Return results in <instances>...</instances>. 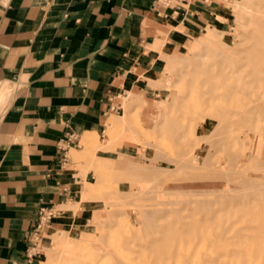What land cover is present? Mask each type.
Returning <instances> with one entry per match:
<instances>
[{"label":"rangeland","instance_id":"374dc122","mask_svg":"<svg viewBox=\"0 0 264 264\" xmlns=\"http://www.w3.org/2000/svg\"><path fill=\"white\" fill-rule=\"evenodd\" d=\"M256 2L257 0L225 2L221 16L212 27H206L204 31L192 35L187 48L178 56L164 57L165 68L159 79L161 81L154 87L155 94L151 100L126 101V104L131 102L130 107L124 106L119 111L113 112L107 119L108 121L112 118L109 126L105 124L104 131L99 136H86L88 140L86 144H82L85 137L79 139L77 148L72 149L68 155L73 164L65 168L68 171L75 170V176L83 180L81 200L88 205L86 217L69 232L54 231L48 227V224L34 228L30 236L32 250L29 264H198V262L201 264L205 256L213 252L221 255L229 245L228 249H235L249 238V218L245 213L235 212V208L246 210L258 208L260 204L254 199H239L238 204L235 200L252 191L244 179L255 178L260 182V184L255 182L258 183L257 185L264 182V107L258 109L256 107L260 102H264V86L251 87L248 99L252 102L250 106L252 111L246 116L245 123L244 121L239 123L243 114H241L242 109L236 107L233 118L235 121L231 119L239 124L235 127L233 123L234 130L230 129L234 136L231 133L232 141L228 139L234 146V154L230 157L226 154L228 158L222 152L227 149V152L232 153L230 143L224 144L230 136L226 134L231 128L229 124L232 121L227 122L228 125L227 123L221 125V130L216 127L217 120L210 117L212 112L209 111L208 117H201L202 115L199 114L198 119L197 113H190V110L196 99V93L191 89L200 79L202 65L205 64L209 68L211 65L215 66L213 63H216V59H213V53H216V50L228 56V59H221V64L225 68L230 64V59L239 55L243 42L242 33L245 25L249 23L248 15L251 14L250 10L254 9ZM235 5L238 7L235 8ZM218 43L224 44L223 49L220 45L218 49L213 50L212 48ZM121 102L122 107L123 99ZM212 111L214 114V109ZM198 112L205 113L203 110ZM190 115H194L193 118L197 116L195 119L199 121L197 124V121L195 122L196 127L203 126L204 121L210 122L208 134L209 136L212 134L211 140L210 137L205 142L197 140V135L193 134V129L187 121L193 119ZM183 120L187 121L183 126L185 129L180 128L179 131L175 130V133L172 123L180 124V121L184 122ZM226 126L228 129H224ZM217 132L219 135H216ZM214 135L216 136L213 137ZM213 138L216 140L215 143L212 142ZM196 140L200 142L198 143L200 145L197 144L199 147L191 149L194 151L192 153L190 151L188 156L184 155L185 158L181 153L184 150L188 151L193 143L196 145ZM220 144L228 147H222ZM215 145H220L221 149L225 148V150L219 151L218 146L215 150L213 147ZM214 153H216V161L209 157ZM246 154L252 156L249 162L241 165L240 173H234L242 156ZM180 155L185 161L190 155L192 156L194 163L192 167L191 165L187 167L189 170L184 168L185 163L182 159L180 161L184 163H181L182 166L174 164L179 162L175 160H180ZM157 156L159 159H156ZM205 156L208 158L205 166L211 162V168L209 166L208 168L213 172L219 173L225 169V171L229 170L226 171V175L228 173L234 175L230 174L228 177L222 172L220 175L222 174L224 178H219L220 180L211 178L197 180L196 176H200L206 172L205 170L210 171L203 166ZM232 157L237 158L234 160L235 158ZM255 158H259L261 162ZM228 160L231 162L229 163ZM232 161L234 163L236 161L235 165ZM229 167H235L234 172ZM255 169L257 173L253 172ZM206 174L204 175L208 176ZM225 176L230 178L229 181H226ZM257 185L256 188L259 187ZM215 186L219 191L215 196L208 195L210 192L208 190H212ZM177 191L179 193L175 194ZM260 200L264 202V195ZM201 203L205 208L210 206L216 215L213 217L206 211L200 210L198 207ZM60 209L76 212L78 205L72 207L68 204ZM198 222L202 224L199 229L196 228ZM190 228L197 230L192 232L193 229ZM235 228L239 230L233 235L232 231ZM199 232L204 239L196 243L200 240ZM224 234L226 237L232 236L231 240L227 247L216 252L209 244L208 238ZM195 237L197 241L192 245ZM56 241L61 242L57 244ZM223 264H264V254L259 255L254 250L250 256L245 254L224 261Z\"/></svg>","mask_w":264,"mask_h":264},{"label":"crops","instance_id":"0c3cea01","mask_svg":"<svg viewBox=\"0 0 264 264\" xmlns=\"http://www.w3.org/2000/svg\"><path fill=\"white\" fill-rule=\"evenodd\" d=\"M227 1L190 0L174 14L154 0H0V264L30 263L39 210L54 231L84 220L70 151L126 101L151 100L164 57Z\"/></svg>","mask_w":264,"mask_h":264},{"label":"bare ground","instance_id":"6f19581e","mask_svg":"<svg viewBox=\"0 0 264 264\" xmlns=\"http://www.w3.org/2000/svg\"><path fill=\"white\" fill-rule=\"evenodd\" d=\"M238 7V5H235V8ZM250 15L249 16V23L247 25H245V29H244V32L242 33V36H243V42L241 44V50L239 52V55H237V57L233 58V59H230V64L225 68L224 66H222L221 64V59H228V56L225 54V53H219L217 52L216 49L219 48L220 45H222V49H223V43H218L216 45V47H213L212 49L213 50H216V53L212 52L213 53V59H216V63H213V65L215 64V66L213 67L212 65L210 66L211 68L207 67L205 64L202 65L201 67V71H200V79H198V83L191 89L194 91V93H196L195 95V98L194 99V106L192 107V109L190 110L191 112L190 113H197V116H195V118L197 117L199 119L200 115L201 114L202 116L201 117H212V119H215L217 120V123H218V126H216L217 128L219 127V129H221V125L225 124V123H229L230 121H232L233 118H235V111H236V107L239 106L240 109H242V112L241 114L242 117L240 118L239 120V123H245V121L247 120L246 116L248 115V113L250 111H252V109L250 108L252 102L250 101V99H248V93L251 89L252 86H256L258 88H261L264 86V0H257V2L255 3V7L254 9H252V11L250 10ZM225 48V46H224ZM226 49H228L226 47ZM225 49V51H227ZM230 50V49H229ZM230 57V56H229ZM231 58V57H230ZM205 62V61H204ZM194 98V96L192 97V99ZM192 99H190L192 101ZM193 102V103H194ZM261 103V102H260ZM259 103V105H257V109L260 108L261 106L264 107V102H262L261 104ZM207 110H206V109ZM212 108V109H211ZM214 109V114H213V110ZM202 111L205 112V113H202V112H198V111ZM206 110V111H204ZM212 112V114H210V112ZM209 112V113H207ZM174 113V112H173ZM204 114H207V115H204ZM210 114V115H209ZM213 115V116H212ZM191 119L194 117L191 116ZM195 118H193L192 120L188 119V124L190 125L192 132L193 134L195 133L197 135L196 138H198L197 140L198 141H203L205 142V140L210 139L211 140V137H212V134L211 136H209L208 132H209V128H210V122H206L204 121V124L203 126H198L196 127L195 125L198 123L199 120H196ZM232 118V119H231ZM201 119V118H200ZM203 119V118H202ZM204 120V119H203ZM184 122L180 121V124H178L177 122L175 123H172V127H173V130L175 132V130H180L181 129H185L183 128V126H185V122L187 123L186 120H183ZM197 121V122H196ZM233 121H235V119H233ZM231 122V124H229V126H231V128L228 129V127L226 126V128L224 129H228V132L226 135H230L229 137H227V139H231L233 138L232 135L234 136L233 134V131L230 132V129L231 130H234L232 129V124L234 123L235 124V127H236V124H239L237 122ZM194 122V123H192ZM196 122V124H195ZM227 123V125H228ZM194 124V125H193ZM200 124V122H199ZM234 124H233V127H234ZM179 125V126H178ZM178 126V127H177ZM171 128V127H170ZM223 128V127H222ZM222 130V129H221ZM220 130V131H221ZM220 131H219V134H220ZM176 133V132H175ZM232 133V135H231ZM218 132L216 135H219ZM216 135H214L213 137H215ZM223 135V134H222ZM86 136L88 135H85L83 141H82V144H86L88 142V140L86 139ZM225 138V137H224ZM222 138V140L224 139ZM217 139H218V136H217ZM219 139H220V136H219ZM225 139V140H227ZM229 139L225 142H227V144L224 142L225 145H228V142L230 143V148L232 149V153H229L227 152L228 150L224 148L221 149L224 145L220 144L222 147H220V145H215L213 146L214 148L216 146H218L217 148H219V151L223 150L224 152H222L223 154H227L229 157L232 156L234 153H233V150H234V146H232L233 144L230 142L232 141V139L229 141ZM195 141L196 145L193 143L192 146H190L191 148L187 150H184L181 154L184 156V155H187L190 154V151L191 149H194L196 146L199 147L198 141ZM215 139L213 138L212 139V142L215 143L214 141ZM236 140V139H234ZM176 141V140H175ZM217 143V142H216ZM198 144V145H197ZM218 144V143H217ZM211 145V143H210ZM261 145V144H259ZM258 145V146H259ZM146 146V145H145ZM232 146V147H231ZM154 147V146H153ZM169 147V146H168ZM210 147V146H209ZM212 147V146H211ZM212 147V148H213ZM226 147V146H224ZM228 147V146H227ZM226 147V148H227ZM257 147V146H256ZM215 148V150L217 149ZM167 149V148H166ZM229 149V148H228ZM256 149V148H254ZM168 150V149H167ZM257 150V149H256ZM156 151V150H155ZM154 151V152H155ZM187 151V152H186ZM194 151V150H193ZM191 151V153L193 152ZM210 151V150H209ZM208 151V152H209ZM214 151V149H213ZM211 151V152H213ZM218 151V150H217ZM230 151V152H231ZM186 152V153H184ZM189 152V153H188ZM171 153V152H170ZM184 153V154H183ZM210 153V152H209ZM208 153V154H209ZM220 153V152H219ZM217 153V154H219ZM221 153V154H222ZM206 154V156L208 155ZM212 154V153H211ZM230 154V155H229ZM158 155V154H157ZM182 155H180V160H175L176 162L177 161H181V159L184 161L183 162H177V163H174V164H178V166H182V164H184V168L187 170H189V168H187L188 166L191 165V167L193 166V158H192V154L190 155V160L189 161V164H188V160L185 161L183 158ZM226 155V157L228 158V156ZM252 155V154H251ZM164 156V155H163ZM205 156V158H206ZM215 156H216V153H214L212 156H209L211 157L210 159L213 160V158L215 159ZM218 156V155H217ZM156 157V156H155ZM154 157V158H155ZM159 156H157L156 159H159L158 158ZM185 157V156H184ZM208 157V156H207ZM250 157L252 156H249L248 154L246 155H243L242 158H241V161L240 163L238 164L235 172H234V169L235 167H229L230 170H232V172L234 173H238L240 170V167L242 164H244L245 162H247ZM254 157V156H253ZM257 157V156H255ZM161 158V157H160ZM165 158V156H164ZM186 158V157H185ZM235 158L234 160H236L237 157H232V159ZM239 158V157H238ZM167 159V158H166ZM165 159V160H166ZM173 159V158H171ZM208 158L205 159V162L203 161V166H205V163H207L206 161ZM257 159V158H255ZM254 159V162L256 161ZM154 160V159H153ZM152 160V161H153ZM163 160V158H162ZM219 160H222V159H219ZM253 160V158H252ZM258 161L261 162V160H259V158L257 159ZM171 160L169 159V162ZM213 161H216L213 160ZM218 161V160H217ZM220 162V161H219ZM218 162V163H219ZM228 162L230 163L231 161L228 160ZM227 162V163H228ZM249 162V161H248ZM182 163V164H181ZM211 163V162H210ZM207 165L205 167H207L208 170H210V164ZM217 163V164H218ZM232 163H234L232 161ZM231 163V164H232ZM236 163V161H235ZM234 163V165H235ZM196 164V163H195ZM216 164V165H217ZM227 165V164H226ZM263 165V164H262ZM177 165H175V167H178ZM208 166L210 168H208ZM214 165H212L213 167ZM230 166V165H229ZM254 166V165H253ZM197 167V166H196ZM257 167V166H256ZM261 167V166H260ZM183 168V167H182ZM183 168V169H184ZM222 168V167H221ZM228 168V169H229ZM234 168V169H233ZM258 168V167H257ZM256 168V169H257ZM165 169V168H164ZM168 169V168H167ZM184 169V170H185ZM191 169V168H190ZM194 169V168H193ZM256 169L253 171V172H256ZM262 168H260V171L262 173ZM178 170H181V169H178ZM220 170V169H218ZM225 171V169H223ZM219 171V173L217 172H213V170H210V171H207L205 170L206 172H210L206 174V172H203V174H200V176H196L197 180L201 181V180H210L211 179H217V180H220L219 178H224V176H221L222 174L223 175H226V171L224 173V171ZM182 171V170H181ZM191 171V170H190ZM193 171V170H192ZM259 171V172H260ZM152 172V171H151ZM178 171H176L177 173ZM223 172V173H222ZM229 172V170L227 171ZM155 173V172H154ZM169 173V171H168ZM179 173V172H178ZM220 173H222L220 175ZM240 173V172H239ZM243 173V172H242ZM257 173V172H256ZM131 174V173H130ZM165 174V173H164ZM181 174V172H180ZM189 174V173H188ZM187 174V175H188ZM204 174L208 175V176H205ZM232 175L233 173H228V176L229 175ZM182 175V174H181ZM190 175V174H189ZM234 175V174H233ZM232 175V176H233ZM133 176V175H132ZM179 176V174H178ZM177 176V177H178ZM225 176V177H226ZM131 177V176H130ZM176 177V178H177ZM182 177V176H181ZM244 177H245V174H244ZM134 178V177H133ZM175 178V180H177ZM180 178V177H179ZM183 178V177H182ZM186 178V177H185ZM184 178V179H185ZM227 178V177H226ZM225 178V179H226ZM232 178V177H231ZM246 178V177H245ZM141 179V178H140ZM145 179V178H144ZM188 179V178H186ZM193 179V178H191ZM224 179V180H225ZM228 179L230 178H227L226 181H229ZM157 180V179H156ZM159 180V178H158ZM157 180V182H158ZM155 181V180H154ZM243 181V180H242ZM244 181L246 182L247 186H249L250 189H252L251 192H249L246 196L245 194H243L242 196H239L238 198H236L235 202H237L238 204V200L239 199H254L255 202L259 203L260 204V207L258 208H248L246 210H242L241 208L239 207H236L235 208V212H240V213H245L248 218H249V228H250V236L249 238L243 242L242 244H240L239 246H237L235 249H228V247H230V245L228 246L229 244V241L231 240V237H226L225 234L224 235H218V236H215L213 238H208V242L209 244L211 245V247L215 248L214 250H218V249H221V248H224V247H227L225 248L226 251L224 253H222L221 255H218L217 253H211L207 256H205L204 258H202L201 260V264H223L224 261H227V260H231L233 258H236V257H241L245 254H248L250 256V253L252 254V252L254 250H256V252L259 254V255H262L264 254V202L260 200L261 197H263L264 195V182H261L263 184L261 185H257L258 183L260 184V182H258V180H256L255 178H246L244 179ZM243 181V182H244ZM261 181V180H260ZM156 182V183H157ZM160 182V181H159ZM179 182V181H178ZM255 182H258L257 184ZM155 183V185H156ZM238 183V182H237ZM241 183V182H240ZM158 184V183H157ZM232 184V183H231ZM245 184V185H246ZM259 186L256 188V185ZM234 185V184H233ZM248 188V187H247ZM246 189V188H244ZM183 190V189H182ZM167 191V190H166ZM172 191V190H171ZM180 192V190H178ZM176 192L175 194L179 193V192ZM210 191L208 195H211V196H215V193L218 192L219 190L216 188V186L214 188H212V190H208ZM223 192V191H222ZM233 192V191H232ZM170 193V192H169ZM208 193V192H206ZM221 193V192H220ZM228 193V192H227ZM236 193V192H235ZM239 193V192H238ZM182 194V193H181ZM180 194V195H181ZM185 194V193H184ZM226 194V193H225ZM179 195V194H178ZM179 195V196H180ZM207 195V196H208ZM151 196V195H150ZM199 196V195H198ZM202 196V195H201ZM217 197V196H216ZM138 198V197H137ZM154 199V198H153ZM131 200V199H130ZM203 200V199H202ZM221 200V199H220ZM223 200V199H222ZM180 201V200H179ZM211 201V200H210ZM218 201V200H217ZM110 202V201H109ZM174 203V202H173ZM180 203V202H179ZM206 203V202H205ZM256 203V204H257ZM119 204V203H118ZM178 204V203H177ZM181 204V203H180ZM111 205V204H110ZM163 205V204H162ZM167 205V204H166ZM207 205V204H206ZM205 205V206H206ZM127 207V206H126ZM143 207V206H142ZM111 208V207H110ZM125 208V207H124ZM175 208V207H174ZM200 210H203V211H206L207 213H209L211 216H215L216 215V212L211 210L210 206H207L206 208L204 206H202V203L200 205ZM126 209V208H125ZM111 210V209H110ZM146 211V210H145ZM153 212V211H152ZM176 212V211H175ZM198 226L196 227L197 229H199V227H201V223H197ZM248 225V224H247ZM147 227V226H146ZM142 228V227H141ZM141 228H140V231H141ZM196 228H190V229H193L191 230L192 232L194 230H197ZM227 229V228H226ZM238 228H235L233 229L232 231V234L234 235L235 233L238 232ZM226 231V230H225ZM143 233V232H142ZM200 233V232H199ZM201 234V235H200ZM199 234V242L197 241V238L195 237L194 239V242L192 243V245L196 242V243H200L202 242V240L204 239L202 237V233ZM198 235V234H197ZM210 235V234H209ZM75 238V237H74ZM83 239V238H82ZM74 240V239H73ZM72 240V241H73ZM53 241V240H52ZM55 241V240H54ZM58 242H61V241H56V243L58 244ZM55 243V244H56ZM97 243V242H96ZM117 243V242H116ZM185 244V243H184ZM116 245V244H115ZM182 245V244H181ZM78 246V244H77ZM76 247V246H75ZM117 248V247H116ZM188 248V247H187ZM77 251V250H76ZM82 251V250H81ZM108 253V252H107ZM199 254V253H197ZM80 255V253H79ZM113 256V255H112ZM199 256V255H197ZM86 257V256H85ZM92 257V256H91ZM196 257V255H195ZM90 259V258H88ZM87 259V260H88ZM197 259V258H196ZM90 261V260H89ZM185 262V261H184ZM186 264V263H185ZM199 264V262H198Z\"/></svg>","mask_w":264,"mask_h":264},{"label":"built area","instance_id":"2783aa9c","mask_svg":"<svg viewBox=\"0 0 264 264\" xmlns=\"http://www.w3.org/2000/svg\"><path fill=\"white\" fill-rule=\"evenodd\" d=\"M190 0H154V7L161 8L164 10L170 9L172 13L178 14V10L187 6ZM52 217V212H46L45 210L41 209L38 212V222L35 228H39L43 224H48V221Z\"/></svg>","mask_w":264,"mask_h":264}]
</instances>
